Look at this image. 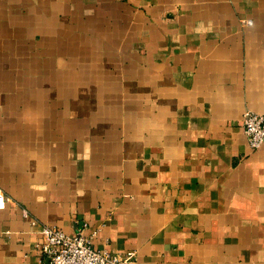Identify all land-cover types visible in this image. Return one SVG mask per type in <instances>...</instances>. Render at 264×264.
<instances>
[{
    "label": "crops",
    "instance_id": "0c3cea01",
    "mask_svg": "<svg viewBox=\"0 0 264 264\" xmlns=\"http://www.w3.org/2000/svg\"><path fill=\"white\" fill-rule=\"evenodd\" d=\"M248 111L264 0H0V264H40L44 226L135 264H264Z\"/></svg>",
    "mask_w": 264,
    "mask_h": 264
},
{
    "label": "built area",
    "instance_id": "2783aa9c",
    "mask_svg": "<svg viewBox=\"0 0 264 264\" xmlns=\"http://www.w3.org/2000/svg\"><path fill=\"white\" fill-rule=\"evenodd\" d=\"M243 129L253 150L264 147L263 114L246 112ZM4 208L5 198L0 195V210ZM41 235L40 264H135L137 260L135 252L113 253L97 249L91 237L82 233L71 236L57 227L44 226Z\"/></svg>",
    "mask_w": 264,
    "mask_h": 264
}]
</instances>
